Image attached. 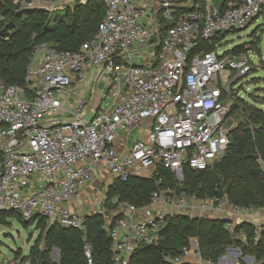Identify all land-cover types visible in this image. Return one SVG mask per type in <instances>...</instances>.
I'll list each match as a JSON object with an SVG mask.
<instances>
[{
    "label": "built area",
    "instance_id": "2783aa9c",
    "mask_svg": "<svg viewBox=\"0 0 264 264\" xmlns=\"http://www.w3.org/2000/svg\"><path fill=\"white\" fill-rule=\"evenodd\" d=\"M87 1L14 3L51 14ZM103 2L95 33L77 50L36 45L23 85L0 79V211L78 230L85 264H93L85 215L69 205L88 183L107 182L102 197L88 202L90 214L101 213L116 179L149 177L163 168L183 181L184 167L205 170L224 155L233 125L227 100L243 98L236 83L251 71L254 51L218 52L216 44L212 51L195 49L200 41L264 18V0H226L220 10L210 0L200 6L196 0ZM179 5L194 8L177 16ZM160 21L173 24L161 33ZM110 203L120 210L104 226L114 264H129L139 245L159 243L167 218L175 215L224 219L230 239L245 242L235 227L250 222L256 210L225 195L198 196L176 187H157L141 207L118 195ZM253 226L256 241L264 219ZM227 252L241 254L235 246ZM162 256L169 264H217L202 256L194 236L178 253Z\"/></svg>",
    "mask_w": 264,
    "mask_h": 264
},
{
    "label": "trees",
    "instance_id": "16d2710c",
    "mask_svg": "<svg viewBox=\"0 0 264 264\" xmlns=\"http://www.w3.org/2000/svg\"><path fill=\"white\" fill-rule=\"evenodd\" d=\"M197 3L200 6L201 0H196ZM223 5L224 3L221 9ZM193 8L179 5L175 14L184 15ZM104 13L103 0H88L85 4L51 14L40 10H20L14 0H0V79L5 84L23 85L25 69L36 45L46 43L58 50H77L95 33ZM160 23L161 33L173 24L171 21ZM233 31L235 30L220 33L210 41H200L195 51L214 50L215 44ZM251 37L249 43L239 44L227 51L238 53L247 50L246 46L249 45L248 49L259 53V40H255V31ZM253 69L254 67L251 71ZM253 100L264 104L263 97L253 96ZM227 102L232 106V113L235 110L242 119L229 132L230 142L226 152L210 168L194 170L184 167L182 185H177L174 174L163 168L157 169L149 177L116 179L108 186L105 203L118 195L119 200L141 207L148 202L157 187H176L198 196L225 195L230 202L239 206L263 208L264 109L238 96L229 98ZM13 212L16 211H0V224L5 218L12 216ZM35 220L39 235L29 251L32 264H85L81 232L58 224L47 225L42 217H35L27 222L30 225ZM19 221L23 223L24 219L21 217ZM224 223V219L170 216L161 229L159 243L139 245L131 255L129 264H169L164 261L163 253H178L188 244V238L193 236L197 238L202 256L213 262H217L227 247L236 246L241 254L251 255L254 264H264V227L254 241V226L245 222L237 224L235 229L246 235L244 242L230 239ZM85 224L87 231L84 236L92 246L93 264H114L103 215L99 212L85 215ZM40 241L43 246H40ZM53 248H58V261L49 258L48 253Z\"/></svg>",
    "mask_w": 264,
    "mask_h": 264
},
{
    "label": "rangeland",
    "instance_id": "374dc122",
    "mask_svg": "<svg viewBox=\"0 0 264 264\" xmlns=\"http://www.w3.org/2000/svg\"><path fill=\"white\" fill-rule=\"evenodd\" d=\"M254 31L259 38L257 39V37H255L256 41L259 40V53L254 51V69L245 77L238 80L236 86L242 90V99L244 101L253 103L264 109V104L253 100V96L264 98V18L260 17L247 27L228 33L221 41H219V43L216 44V49L218 52H228L227 50L234 46L249 43L252 40L251 34ZM246 48H249V45H247ZM231 119L233 120L232 128H234L241 121L242 117L237 115V112L234 110ZM142 133L143 131H140L138 135H142ZM119 134L120 136H125L126 132L121 131ZM174 182H176L177 185H182V181L175 175ZM96 186H98V189L94 192L92 201H96L102 197L107 182ZM103 205L104 209L101 208V213L104 217V226H106V221L110 214L113 212H119L120 210L117 206L110 203V200L107 201V203H103ZM18 219L21 220V217H19L16 212H13L12 216L5 218L4 222L0 224V264H9L13 262L18 264H32L29 251L38 238L39 229L36 227V220L29 225L28 222L21 223ZM40 246H43L42 241H40ZM53 253L54 249L48 253L49 258L53 261H58L59 251L58 258H55ZM221 256H224V258L221 260L220 264H227L229 261H231L229 264H234L232 262L236 260L238 263L242 264L255 263L251 255L236 254L235 256L233 253L230 254L227 252V249Z\"/></svg>",
    "mask_w": 264,
    "mask_h": 264
},
{
    "label": "crops",
    "instance_id": "0c3cea01",
    "mask_svg": "<svg viewBox=\"0 0 264 264\" xmlns=\"http://www.w3.org/2000/svg\"><path fill=\"white\" fill-rule=\"evenodd\" d=\"M226 0H210V4H211V8L213 10H220L222 7V4L225 2ZM135 131H131V137H133L132 134H134ZM143 136V133L142 135ZM132 139H129V142ZM97 184H95L94 182H90L87 184V186H85V188L82 191L81 197L79 199H75L73 200L69 207L70 209L77 213V214H84V215H89L91 212V206H88V202L90 200H92V196L94 195V192H91L93 187H96ZM98 199L95 201L97 202ZM264 219V207L263 208H259L254 210L251 215H250V222H245V223H250L252 225H254L255 223H262ZM231 262V261H229ZM235 261H233L232 263H234Z\"/></svg>",
    "mask_w": 264,
    "mask_h": 264
},
{
    "label": "water",
    "instance_id": "95a60500",
    "mask_svg": "<svg viewBox=\"0 0 264 264\" xmlns=\"http://www.w3.org/2000/svg\"><path fill=\"white\" fill-rule=\"evenodd\" d=\"M24 222H27V220H24ZM54 249V255H55V258H58V248H53ZM41 255H42V251H41V253H40ZM40 255V256H41ZM224 258V256H220L219 258H218V261H217V264H220L221 263V260Z\"/></svg>",
    "mask_w": 264,
    "mask_h": 264
}]
</instances>
